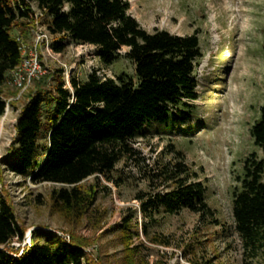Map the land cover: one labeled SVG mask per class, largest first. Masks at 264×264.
<instances>
[{"label": "trees", "instance_id": "16d2710c", "mask_svg": "<svg viewBox=\"0 0 264 264\" xmlns=\"http://www.w3.org/2000/svg\"><path fill=\"white\" fill-rule=\"evenodd\" d=\"M31 2L43 13L40 21L52 34L54 51L64 48L61 39L66 38L94 46L100 61L110 65L125 46L133 65L134 78L122 72L114 78L100 77L91 71L84 78L70 74L69 87L58 68L56 75L48 73L53 86L38 87L16 118L11 155L3 164L33 182L59 184L50 194L51 209L64 223L74 224L89 212L94 215L98 192L92 186L83 189L79 185L83 179L112 178L117 163L133 154L132 144L146 132L144 128L178 127L195 119L188 99L196 98L191 73L202 51L196 31L188 35L146 31L128 13L125 0H0V115L6 105L4 86L18 90L9 85V72L20 62L21 37L29 35V28L19 24L17 34L14 25L33 20ZM261 47L264 52V29ZM46 77L40 74L29 85L43 84ZM249 134L261 154L248 153L241 172L234 175L231 216L241 264H264V101ZM148 176L149 183L163 179L170 189L150 197L135 195L144 216L159 206L168 213L184 208L202 219L213 216L203 183L191 179L195 173L182 161ZM132 218L123 216L116 226L129 238ZM23 236L11 205L0 193V264H100L93 263L81 245L51 229L35 230L29 249L17 255L9 243ZM134 249L125 243L126 256L131 257Z\"/></svg>", "mask_w": 264, "mask_h": 264}, {"label": "rangeland", "instance_id": "374dc122", "mask_svg": "<svg viewBox=\"0 0 264 264\" xmlns=\"http://www.w3.org/2000/svg\"><path fill=\"white\" fill-rule=\"evenodd\" d=\"M125 1L128 13L146 31L156 28L178 35L196 31L202 55L191 73L196 98L188 99L195 119L178 127L144 128L146 132L132 144L133 154L117 163L112 178L90 175L79 183L83 189L92 186L98 192L94 215L89 212L78 223H64L51 209L50 194L59 184L33 182L3 164L11 155L19 111L38 87L53 86L49 74L56 75L58 68L67 87L70 74L81 78L91 71L113 78L121 72L133 78L134 74L125 46L119 50L118 60L104 65L94 46L61 39L65 46L56 51V59L42 60L41 74L48 77L44 85L34 82L18 90L7 85L3 89L0 193L24 231L21 240L13 239L9 245L20 255L29 249L35 230L51 229L81 245L93 263L241 264V246L231 216V190L244 157L252 151L261 154L249 127L264 101V0ZM16 22L17 34L20 26H28L29 35L21 38L29 43L34 20ZM177 161L195 173L191 179L203 183L212 217L202 219L184 208L168 213L162 206L151 208L146 216L140 212L135 197L138 192L150 197L170 189L163 179L149 183L148 175ZM128 214L133 217L129 222L132 238L116 227ZM125 243L129 249L135 248L131 257L125 255Z\"/></svg>", "mask_w": 264, "mask_h": 264}, {"label": "built area", "instance_id": "2783aa9c", "mask_svg": "<svg viewBox=\"0 0 264 264\" xmlns=\"http://www.w3.org/2000/svg\"><path fill=\"white\" fill-rule=\"evenodd\" d=\"M33 10V26L31 27V37L29 43L20 41V62L10 70L9 85L18 89L24 88L31 79L41 74L42 60L47 57L56 59L57 52L52 48V34L40 19L42 11L38 9L34 2L30 3Z\"/></svg>", "mask_w": 264, "mask_h": 264}]
</instances>
